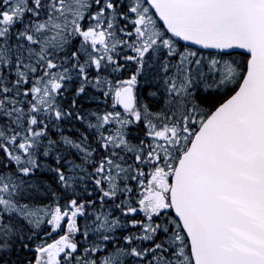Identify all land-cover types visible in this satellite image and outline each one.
<instances>
[{"label":"snow or ice","instance_id":"6c2138e0","mask_svg":"<svg viewBox=\"0 0 264 264\" xmlns=\"http://www.w3.org/2000/svg\"><path fill=\"white\" fill-rule=\"evenodd\" d=\"M0 264H264V0H0Z\"/></svg>","mask_w":264,"mask_h":264}]
</instances>
